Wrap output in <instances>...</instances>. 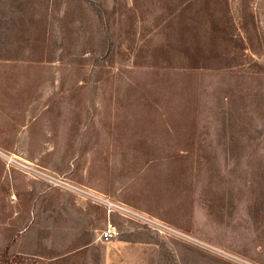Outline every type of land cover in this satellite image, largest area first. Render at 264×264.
I'll list each match as a JSON object with an SVG mask.
<instances>
[{"label": "rangeland", "instance_id": "rangeland-1", "mask_svg": "<svg viewBox=\"0 0 264 264\" xmlns=\"http://www.w3.org/2000/svg\"><path fill=\"white\" fill-rule=\"evenodd\" d=\"M178 2L0 0V264H264V0Z\"/></svg>", "mask_w": 264, "mask_h": 264}, {"label": "built area", "instance_id": "built-area-1", "mask_svg": "<svg viewBox=\"0 0 264 264\" xmlns=\"http://www.w3.org/2000/svg\"><path fill=\"white\" fill-rule=\"evenodd\" d=\"M100 203H102L104 206L107 207V211L108 213L114 211V210H123L125 211L127 214H129V210L123 208L122 206H119L115 203L109 202V201H105L103 199H100ZM118 234V231L116 229V227L111 223L108 222L106 224V227L104 228V230L102 231L100 238L102 240L108 241L112 238H114L116 235Z\"/></svg>", "mask_w": 264, "mask_h": 264}, {"label": "trees", "instance_id": "trees-1", "mask_svg": "<svg viewBox=\"0 0 264 264\" xmlns=\"http://www.w3.org/2000/svg\"><path fill=\"white\" fill-rule=\"evenodd\" d=\"M201 1H204V0H201ZM196 2V0H180V2H178V5H181V7L183 8L180 12H184L186 9L185 8H187V7H189L191 4H193V3H195ZM128 12H131L130 10H127V13ZM244 24H245V31L247 32V33H249L248 34V36H247V38L249 39V41H251V39H252V35H251V33L249 32V30H248V27H247V20L245 19L244 20ZM188 27V26H187ZM194 37L198 40L199 38H200V33L198 32V31H196V32H194ZM251 42H249V44H250ZM250 45H252V43L250 44ZM251 47V46H250ZM203 52V51H202ZM194 59H195V62L193 61V64L192 65H196L197 63H199L198 62V60L194 57Z\"/></svg>", "mask_w": 264, "mask_h": 264}]
</instances>
